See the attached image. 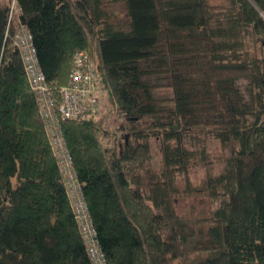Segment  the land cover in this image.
Returning a JSON list of instances; mask_svg holds the SVG:
<instances>
[{
  "label": "trees",
  "instance_id": "trees-1",
  "mask_svg": "<svg viewBox=\"0 0 264 264\" xmlns=\"http://www.w3.org/2000/svg\"><path fill=\"white\" fill-rule=\"evenodd\" d=\"M119 4L127 22L106 8ZM23 33L47 86L84 52L107 95L99 117L55 129L107 264H264V0H0V264H93ZM211 141L230 155L196 186ZM201 192L219 199L209 227L174 205Z\"/></svg>",
  "mask_w": 264,
  "mask_h": 264
},
{
  "label": "built area",
  "instance_id": "built-area-1",
  "mask_svg": "<svg viewBox=\"0 0 264 264\" xmlns=\"http://www.w3.org/2000/svg\"><path fill=\"white\" fill-rule=\"evenodd\" d=\"M19 46L22 54L28 65V76L31 87L36 92L39 98L40 109L42 116L48 120L49 130L56 135L54 140L55 154L60 158V163L63 165L64 172L67 176V187L69 188L73 198L75 213L78 214V219L81 223V232L85 237L88 246V254H90L93 264H107L105 254L96 239V231L90 217L88 206L82 197L81 187L77 183L75 173L73 172L74 164L67 153L66 142L63 141V136L56 133L58 119L63 120H83L90 114L89 111H81L78 106L83 103H88L93 106L100 96L97 94L99 89L95 84V73L90 70V63L88 54L80 52L75 58L76 69L70 72V77L67 86L62 87L60 92V103H57L53 97L46 96V94H39L38 88L46 83V75L43 74L36 60L35 49L32 47L31 36L27 33L19 35ZM90 64V65H89ZM60 143L64 144L62 151L60 150Z\"/></svg>",
  "mask_w": 264,
  "mask_h": 264
},
{
  "label": "rangeland",
  "instance_id": "rangeland-1",
  "mask_svg": "<svg viewBox=\"0 0 264 264\" xmlns=\"http://www.w3.org/2000/svg\"><path fill=\"white\" fill-rule=\"evenodd\" d=\"M217 1V0H213ZM14 1L12 2V12L14 10L13 8ZM108 11L115 12L116 16L118 17V21H121L122 23L127 22V15L125 13V6L122 4L119 5H112L106 7ZM251 49L254 51L257 49V46L254 44L252 40L249 41ZM256 46V47H255ZM68 83V82H67ZM67 83L65 85H62V87L67 86ZM61 87V88H62ZM60 88V89H61ZM59 89V90H60ZM54 90L50 86H47V84L40 86L38 88L39 94H46V96H51L53 99L60 103L61 97L60 92ZM100 98L99 100L94 103L93 106H90L88 103H83L81 106H78V108L81 111H89L91 115H98L99 117L101 115L100 112H102V106H104L106 101V94H102V91L99 89V92L97 93ZM112 121L111 123H106L105 127H108L109 124L113 127L117 126H123L124 124V117L121 115H118L115 117V115H112ZM111 116V117H112ZM59 123H61L62 119H58ZM111 128V127H108ZM112 129V128H111ZM127 140V138H125ZM64 141V139H63ZM124 141V140H123ZM152 147L154 150V156H153V162L155 163L153 165L154 168L158 169L161 166V149L159 147L158 140L152 139ZM209 152H208V162H198L193 163L191 171V180L196 185L199 186V184L205 182L207 177L212 175H219L224 166L225 161L228 159L230 155V150L224 149V147L219 144L218 141H211L209 144ZM60 151L64 148V144L60 143ZM219 199H212L210 198L208 193H194V194H186L181 193L178 194L175 198L174 205L176 207V211L181 216V218L186 221L187 223H190L194 225L195 227H209L212 223V213L219 205Z\"/></svg>",
  "mask_w": 264,
  "mask_h": 264
},
{
  "label": "bare ground",
  "instance_id": "bare-ground-1",
  "mask_svg": "<svg viewBox=\"0 0 264 264\" xmlns=\"http://www.w3.org/2000/svg\"><path fill=\"white\" fill-rule=\"evenodd\" d=\"M13 8L16 9V8H15V4H13ZM17 10H18V9H17ZM27 76H28V75H27ZM28 77H30V76H28ZM29 82H30V81H29ZM30 87H31V84H30ZM32 89H33V87H32Z\"/></svg>",
  "mask_w": 264,
  "mask_h": 264
},
{
  "label": "water",
  "instance_id": "water-1",
  "mask_svg": "<svg viewBox=\"0 0 264 264\" xmlns=\"http://www.w3.org/2000/svg\"><path fill=\"white\" fill-rule=\"evenodd\" d=\"M20 19H21V20H23V19H24V16L22 15V16L20 17ZM23 23H25V20H24V22H23Z\"/></svg>",
  "mask_w": 264,
  "mask_h": 264
}]
</instances>
